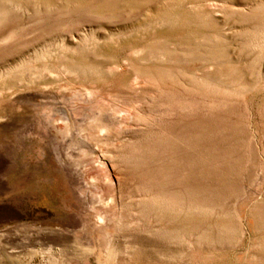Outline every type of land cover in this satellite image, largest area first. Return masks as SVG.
I'll list each match as a JSON object with an SVG mask.
<instances>
[{"label": "rangeland", "instance_id": "obj_1", "mask_svg": "<svg viewBox=\"0 0 264 264\" xmlns=\"http://www.w3.org/2000/svg\"><path fill=\"white\" fill-rule=\"evenodd\" d=\"M0 264H264V0H0Z\"/></svg>", "mask_w": 264, "mask_h": 264}]
</instances>
